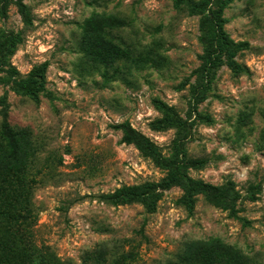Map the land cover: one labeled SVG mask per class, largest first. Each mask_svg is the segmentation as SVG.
<instances>
[{
    "label": "rangeland",
    "instance_id": "1",
    "mask_svg": "<svg viewBox=\"0 0 264 264\" xmlns=\"http://www.w3.org/2000/svg\"><path fill=\"white\" fill-rule=\"evenodd\" d=\"M0 207V264H264V0H0Z\"/></svg>",
    "mask_w": 264,
    "mask_h": 264
},
{
    "label": "trees",
    "instance_id": "2",
    "mask_svg": "<svg viewBox=\"0 0 264 264\" xmlns=\"http://www.w3.org/2000/svg\"><path fill=\"white\" fill-rule=\"evenodd\" d=\"M105 44H106V47H104V50L100 49L97 52L96 47L93 49V55L96 56V58L98 59L100 58L101 62L105 61L107 63V62H110L111 60L117 61L118 59L121 60V58L124 57L125 55L123 54L125 52L124 49L114 47L110 45L109 43H106V41H105ZM104 54L110 55V57H107ZM128 138L129 137H126L125 139H128ZM191 190L196 192L199 190V186L192 187ZM203 190L209 193V190L207 189H203ZM104 199H107V197H105ZM108 199H111V198L108 197ZM251 199H252L251 201L255 200L254 197H252ZM113 203L118 204V203H123V201L117 199L116 201H113ZM7 213L8 212H4V211L0 212V214H4L8 216L9 214ZM30 213H31V210L26 215L22 217L21 216H18V217L27 221L31 217ZM98 264H101V263H98ZM169 264H256V263L245 258L240 252L235 251L231 248H228L224 245L216 244V243H200V244L197 243V244L188 246L187 249H185L183 252L178 254L175 260H173Z\"/></svg>",
    "mask_w": 264,
    "mask_h": 264
}]
</instances>
